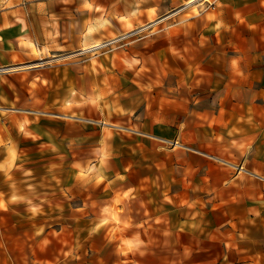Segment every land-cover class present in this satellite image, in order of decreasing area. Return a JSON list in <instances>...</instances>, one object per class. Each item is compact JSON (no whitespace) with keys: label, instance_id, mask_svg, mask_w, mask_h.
<instances>
[{"label":"crops","instance_id":"1","mask_svg":"<svg viewBox=\"0 0 264 264\" xmlns=\"http://www.w3.org/2000/svg\"><path fill=\"white\" fill-rule=\"evenodd\" d=\"M0 264H264V0H0Z\"/></svg>","mask_w":264,"mask_h":264},{"label":"built area","instance_id":"2","mask_svg":"<svg viewBox=\"0 0 264 264\" xmlns=\"http://www.w3.org/2000/svg\"><path fill=\"white\" fill-rule=\"evenodd\" d=\"M158 20H154L141 27L124 32L118 36L103 40L92 47L88 48L90 51L98 52L114 46H123L131 43L134 40H138L142 37H146L153 33L155 27H157Z\"/></svg>","mask_w":264,"mask_h":264},{"label":"rangeland","instance_id":"3","mask_svg":"<svg viewBox=\"0 0 264 264\" xmlns=\"http://www.w3.org/2000/svg\"><path fill=\"white\" fill-rule=\"evenodd\" d=\"M159 29H160L159 26L155 27L154 30H153V33L157 32ZM153 33H152V34H153ZM101 51H102V50H100V51H98V52H101ZM98 52H95V53H98Z\"/></svg>","mask_w":264,"mask_h":264}]
</instances>
